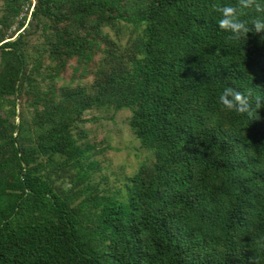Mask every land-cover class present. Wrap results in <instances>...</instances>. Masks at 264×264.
<instances>
[{"label": "trees", "instance_id": "trees-1", "mask_svg": "<svg viewBox=\"0 0 264 264\" xmlns=\"http://www.w3.org/2000/svg\"><path fill=\"white\" fill-rule=\"evenodd\" d=\"M1 1L0 264H264V32L219 29L237 0H34L14 29L32 0ZM122 111L147 156L110 180Z\"/></svg>", "mask_w": 264, "mask_h": 264}, {"label": "clouds", "instance_id": "clouds-1", "mask_svg": "<svg viewBox=\"0 0 264 264\" xmlns=\"http://www.w3.org/2000/svg\"><path fill=\"white\" fill-rule=\"evenodd\" d=\"M220 14L218 27L226 33L236 38L245 37L251 31L253 33L264 32V0H237L236 3L228 2L221 5H214ZM255 8L257 15L249 22L243 18L245 10ZM219 102L228 110L236 113L245 114L252 108V97L249 93L242 91L231 85L225 87L220 96ZM257 105L261 101L257 99Z\"/></svg>", "mask_w": 264, "mask_h": 264}, {"label": "rangeland", "instance_id": "rangeland-1", "mask_svg": "<svg viewBox=\"0 0 264 264\" xmlns=\"http://www.w3.org/2000/svg\"><path fill=\"white\" fill-rule=\"evenodd\" d=\"M0 0V6H1ZM95 115H104L103 111L94 112ZM125 114L123 111L118 113L113 121H103L105 128L103 132H109L112 136V150L107 153L108 167L106 169L110 176V180H113L115 176L119 177L123 171L122 167L125 166V170L129 169L130 165H136L141 159L147 156L146 151L138 149L136 140L131 136V132L126 128L124 121Z\"/></svg>", "mask_w": 264, "mask_h": 264}, {"label": "built area", "instance_id": "built-area-1", "mask_svg": "<svg viewBox=\"0 0 264 264\" xmlns=\"http://www.w3.org/2000/svg\"><path fill=\"white\" fill-rule=\"evenodd\" d=\"M33 6H34V0H32V2L30 4H25L23 6L22 10L20 11L19 15L16 18L15 24L12 26V29H14L18 25L19 21H21L23 18H25L23 27L27 24V22L31 16ZM23 27L20 28L17 32L21 31L23 29Z\"/></svg>", "mask_w": 264, "mask_h": 264}]
</instances>
